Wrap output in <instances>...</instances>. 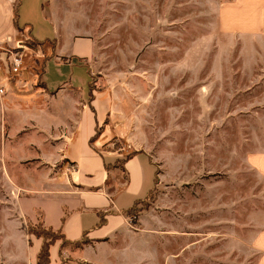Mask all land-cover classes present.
Segmentation results:
<instances>
[{
	"label": "rangeland",
	"instance_id": "1",
	"mask_svg": "<svg viewBox=\"0 0 264 264\" xmlns=\"http://www.w3.org/2000/svg\"><path fill=\"white\" fill-rule=\"evenodd\" d=\"M229 1L233 0L55 4L65 30L94 41L93 56L81 60L89 67L92 91H98L94 104L104 113L92 142H98L100 151L118 154L119 169L124 170L123 160L134 151L148 153L155 164L154 186L138 207L145 208L148 228L158 234L154 242L165 264H264V252L253 246L264 225V173L248 159L264 154V29L260 34L223 29L218 12ZM27 2L19 23L28 21L39 33L49 24L42 8L45 0ZM63 5L68 6L67 14ZM240 13L226 15L238 19ZM21 31L13 46L40 50L37 57L27 50L23 57L19 78L31 81L32 88L14 84L0 101L37 94L45 61L53 52L28 28ZM10 47L0 45V76L6 74L4 51ZM89 99L87 94L86 103ZM2 119L0 264H36V236L26 231L45 226L24 220L19 203L22 200L26 208L52 204L23 196L29 191L20 188L35 182L17 172L35 162L13 148L17 133L5 143L7 125ZM45 182L41 181L43 188ZM141 210L133 227L139 226ZM50 230L60 247V229ZM76 246L63 243L49 264H78L71 255Z\"/></svg>",
	"mask_w": 264,
	"mask_h": 264
},
{
	"label": "crops",
	"instance_id": "2",
	"mask_svg": "<svg viewBox=\"0 0 264 264\" xmlns=\"http://www.w3.org/2000/svg\"><path fill=\"white\" fill-rule=\"evenodd\" d=\"M27 3V0H0V45L13 46L20 29L28 28L37 42L50 45L53 52L41 72V90L37 94L1 100L0 118L7 125L3 132L5 143L17 133L13 148L35 162L29 169L16 171L20 177L35 182L32 187L20 188L29 191L23 196L45 199L52 208L38 203L26 208L20 200L23 219L60 229L70 241L79 240L83 235L87 237L89 243L71 251L78 261L165 264L164 259L159 260L154 242L158 234L148 228L145 208L140 212L137 227L131 225L125 212L135 204L139 206L154 186L156 167L151 156L137 151L123 160L122 170L115 166L118 154L100 151L98 142L90 141L104 118V113L98 112L94 104L98 91H92L86 103L91 73L81 60L93 56V39L63 28V19L55 13L57 0L42 3L49 24L35 33L28 21L19 23V12ZM63 8L67 14L68 6ZM238 10L241 12L238 19L226 15L227 11ZM218 19L228 32L260 34L264 29V1L223 3ZM71 123L72 128H55ZM248 159L258 172L264 173V154L254 153ZM41 181H46L45 188ZM108 210L110 213L99 224L100 214ZM33 238L37 255L41 239ZM253 246L264 252V225L255 235ZM59 248L57 243L50 249L53 263Z\"/></svg>",
	"mask_w": 264,
	"mask_h": 264
},
{
	"label": "trees",
	"instance_id": "3",
	"mask_svg": "<svg viewBox=\"0 0 264 264\" xmlns=\"http://www.w3.org/2000/svg\"><path fill=\"white\" fill-rule=\"evenodd\" d=\"M41 85H43V84L41 83ZM91 92H92V89H91V87H89V90H88L89 98L92 97ZM95 134L90 138L91 142L94 140ZM136 152L134 151V152L129 153L126 156V158L130 157L131 155L135 154ZM105 168L108 169V166H105ZM140 210L141 209L135 204L134 206H131L127 211H125L129 217V221H130L132 226H134V224H138L137 219H136V214ZM108 213H110L109 210L107 212H103L100 214L99 224H101L104 221V215L108 214ZM50 229L51 228H49V227H42V228H30V229H27V231H26V233L33 234L37 238L42 239L39 251L37 252V255H36V264H49V262H50V249L55 244V241H56V238L52 236ZM61 240L63 242H62V244H60V247L63 245V243H72L74 245L79 246V245H83V244L90 242V240L88 238H86L84 235L79 240L70 241V240H67L63 234H61ZM78 264H89V263H87L85 261H79Z\"/></svg>",
	"mask_w": 264,
	"mask_h": 264
},
{
	"label": "built area",
	"instance_id": "4",
	"mask_svg": "<svg viewBox=\"0 0 264 264\" xmlns=\"http://www.w3.org/2000/svg\"><path fill=\"white\" fill-rule=\"evenodd\" d=\"M26 50L29 53L35 52L36 57L40 55V50L19 43H15V46H11L4 51L6 74L0 76V96L6 95L14 84H18V87L21 88L32 87L31 81L25 80V82H22V79L19 78L23 72V57L26 55ZM31 75L33 76L34 73H31Z\"/></svg>",
	"mask_w": 264,
	"mask_h": 264
}]
</instances>
